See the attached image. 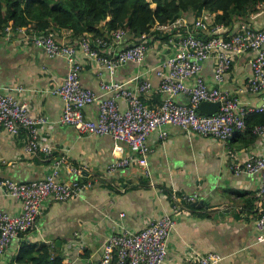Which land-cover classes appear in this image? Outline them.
Masks as SVG:
<instances>
[{
    "label": "crops",
    "instance_id": "obj_1",
    "mask_svg": "<svg viewBox=\"0 0 264 264\" xmlns=\"http://www.w3.org/2000/svg\"><path fill=\"white\" fill-rule=\"evenodd\" d=\"M182 18L190 23L196 19L192 13ZM232 19L228 25L231 32L243 23L262 28L264 5L248 18ZM103 24H99L102 32L106 31ZM46 31L54 33L59 42L78 44L77 37H72V32L66 28L51 24ZM11 32L10 36L4 32L0 34V89L8 92L22 87L13 94L27 103L31 114L48 118L49 123L40 127L39 141L50 153H27L25 133L12 136L0 124V178L19 182L42 179L50 173L57 158L65 155L73 165L84 168V179H99L91 189L68 201L46 200L36 226L22 234L20 240L47 244L56 253L59 240V253L64 254L72 239L77 237L84 248L80 252L78 246L71 245L70 255L82 253L83 258H80L84 261L96 262L108 236L141 230L150 219L172 214L177 201L190 194L197 196L190 201V209H184L180 215L174 213L178 221L168 238L164 264H197L196 256L211 251L221 255L219 264H264V242L258 239L256 230L260 213L256 194L261 186V175L236 173L231 168L233 164L243 166L249 154H264V134L247 130L222 142L168 125L164 127L165 138L156 131L147 139L151 148L148 174L137 164L124 167L123 171L110 170L113 163L128 154V146L123 144L124 153L121 154L114 150L115 142L110 136L80 135L73 126L61 124V99L47 91L64 81L68 72L66 60L47 57L42 49L24 40L19 33ZM138 38L126 33L119 42L108 40L105 46L99 47V52L113 56L135 44ZM162 38L152 34L145 60L141 64H122L112 75L77 50L76 58L86 62L80 83L98 96L96 102L85 107L86 118L96 120L99 100L113 95L104 87L112 83L134 90L148 79L152 88L143 100L153 109L161 105L165 95L160 92L156 68L170 53V45L164 44L167 39ZM213 55L203 62L202 68V75L210 86L215 84ZM253 56L254 53L245 52L234 57L221 88L237 94L247 105L260 106L262 95L248 93L245 89ZM174 100L186 103L187 97L178 95ZM117 105L123 110L126 102L119 99ZM59 178L69 180L70 176L61 169ZM0 210L19 214L21 203L0 189ZM76 232L78 236L74 235ZM18 249L19 242H12L0 258V264H9Z\"/></svg>",
    "mask_w": 264,
    "mask_h": 264
},
{
    "label": "built area",
    "instance_id": "obj_2",
    "mask_svg": "<svg viewBox=\"0 0 264 264\" xmlns=\"http://www.w3.org/2000/svg\"><path fill=\"white\" fill-rule=\"evenodd\" d=\"M11 31H16L24 40L42 49L47 57L66 60V77L52 91L63 102L59 118L61 124L73 126L80 135L110 136L115 142L114 150L121 154L124 153L123 144L128 146V154L113 163L110 170L123 171L124 167L137 164L148 174L151 148L147 139L156 131L160 132L161 138H165V126H177L188 134L227 142L237 133L248 130L246 119L250 114L264 112V27L254 28L243 23L231 32L227 23L212 21L208 24L203 15L196 17L193 24L181 17L163 25L153 24L149 32L139 36L135 44L109 57L102 55L99 47L105 46L110 39L119 42L126 34L124 29L113 30L107 37L82 35L76 47L59 42L52 32L32 26L15 29L7 26L3 32L10 36L13 33ZM154 33H159L161 37L167 36L164 44L170 45V53L156 68L160 78V92L165 95L161 105L153 109L144 102L143 96L152 88L148 79L134 90L125 89L123 84L112 83L104 87L113 95L99 100L96 120L86 118L85 107L96 102L98 96L80 83V74L86 62L76 58L77 50L94 65L106 69L112 75L127 62L141 64L150 50V37ZM245 52L254 53L245 89L248 93L262 95L260 106L247 105L237 94L221 88L233 58ZM212 53L215 59V84L210 86L202 75V68L203 62ZM14 90L21 91L22 87L18 86L8 92L0 89V124L12 136L25 133L27 153L49 154L50 149L40 145L39 141L40 127L49 123L48 118L31 114L27 103L13 94ZM178 95H185L187 102L175 101L174 97ZM119 99L126 102L123 110L117 105ZM204 101L219 103L216 113H200L199 106ZM250 130L253 134H264V124H256ZM231 168L236 173L261 175V186L256 194L260 207L256 230L258 239L264 242V154H249L243 166L233 164ZM61 169L69 174V180H60ZM83 176L84 168L73 165L65 155H61L52 164L50 173L42 179L18 182L0 178V189L21 203L19 214L0 210V258L12 242H19L22 234L36 226L46 200L68 201L91 189L99 181L98 178L89 180ZM196 198V195L190 194L183 196L173 207L172 214L150 219L137 232L111 234L105 239L100 258L96 262L84 261L78 253L76 256L70 255L68 249L71 245L78 246V251L84 248L82 243L77 242V237L73 238L62 254L64 264H164L168 254V238L178 221L174 213L179 212L180 215L181 210L186 209L190 201ZM74 235L78 236V233ZM196 259L197 264H219L222 257L211 251L196 256Z\"/></svg>",
    "mask_w": 264,
    "mask_h": 264
},
{
    "label": "trees",
    "instance_id": "obj_3",
    "mask_svg": "<svg viewBox=\"0 0 264 264\" xmlns=\"http://www.w3.org/2000/svg\"><path fill=\"white\" fill-rule=\"evenodd\" d=\"M262 5L264 0H0V34L7 26L15 29L36 23L34 28L42 31L51 24L66 28L78 40L84 33L107 37L109 32L118 29L139 37L155 23L163 25L190 13L195 18L203 15L208 24L214 21L229 25L233 17L248 18ZM100 23H104L102 27L106 31H101ZM154 34L161 38L159 33ZM55 89L47 93L59 97L52 93ZM260 123L264 124V112L250 114L246 119L248 131ZM8 263L64 264L65 259L47 244L20 240L18 253Z\"/></svg>",
    "mask_w": 264,
    "mask_h": 264
},
{
    "label": "water",
    "instance_id": "obj_4",
    "mask_svg": "<svg viewBox=\"0 0 264 264\" xmlns=\"http://www.w3.org/2000/svg\"><path fill=\"white\" fill-rule=\"evenodd\" d=\"M181 13L182 12L180 11V14ZM218 106H219V103L204 101L200 104L199 111H200V113H203L205 115H212V114L216 113ZM201 204H202V202H201ZM60 245H61V242L58 240L56 243L57 253L60 252Z\"/></svg>",
    "mask_w": 264,
    "mask_h": 264
},
{
    "label": "rangeland",
    "instance_id": "obj_5",
    "mask_svg": "<svg viewBox=\"0 0 264 264\" xmlns=\"http://www.w3.org/2000/svg\"><path fill=\"white\" fill-rule=\"evenodd\" d=\"M19 182V181H18Z\"/></svg>",
    "mask_w": 264,
    "mask_h": 264
}]
</instances>
